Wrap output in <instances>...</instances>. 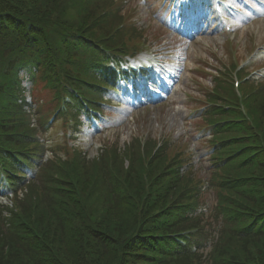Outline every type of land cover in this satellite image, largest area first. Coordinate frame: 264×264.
Masks as SVG:
<instances>
[{
	"label": "trees",
	"instance_id": "16d2710c",
	"mask_svg": "<svg viewBox=\"0 0 264 264\" xmlns=\"http://www.w3.org/2000/svg\"><path fill=\"white\" fill-rule=\"evenodd\" d=\"M121 7L0 0V177L11 188V204L0 202V264H264L263 84L242 86L249 120L221 81L218 92L231 101L205 113L218 144L215 233L196 207L200 181L165 146L148 160L153 142L144 159L135 139L93 158L74 149L62 163L41 162L46 131L31 126L26 96L47 90L48 114L79 123L115 59L140 47Z\"/></svg>",
	"mask_w": 264,
	"mask_h": 264
},
{
	"label": "rangeland",
	"instance_id": "374dc122",
	"mask_svg": "<svg viewBox=\"0 0 264 264\" xmlns=\"http://www.w3.org/2000/svg\"><path fill=\"white\" fill-rule=\"evenodd\" d=\"M121 2H124L125 5V9H123L125 15L129 14L127 22H132L142 30L143 38L147 40L153 52L155 49L161 50V47L164 48V46L171 50L172 60L165 66L173 70L176 63L177 67L174 73L179 77L170 87V92L164 93L165 98L148 106H141L136 110H130V107L125 103L122 106L117 105L111 108L102 107L103 114H105L104 119L99 115L96 116L103 122L96 125L92 119L85 120L77 138L72 139L71 142L74 146L86 151L89 156H96L102 150L103 145L108 142L123 147L135 137H140L141 141L142 138L162 140L163 137H167L170 139V145L180 148L183 151V156L189 158L184 170L190 167L196 176L207 183L211 174L208 156V144L211 140L204 133L205 129L201 128L203 120L198 116L201 111V99L205 88L211 87L213 84L211 71L216 67L223 66L224 63L228 64L230 47L237 56L238 62L243 64L245 59L249 60L250 58L251 47L254 46V52H256V47L262 46L260 40L264 39V17L253 19L247 23L245 29L243 28L244 31L240 29L236 32V38L240 41L237 45L226 44L227 41L224 38L235 42V36H228V34L225 36L221 34L196 36L194 39H190V42L181 43L184 40L167 31L154 15V12L158 11V7L161 6L160 0H121ZM152 58H154V54L143 53L134 61L135 64H139V61L145 63L151 61ZM257 63L261 67L254 66L253 68H256L254 72L264 76V57H259ZM162 70H164L163 67ZM105 95L108 94L105 93ZM50 97L51 94L47 90H41L39 86L33 88L31 101L36 106L32 104L31 109L35 107L34 111L37 109L40 111L39 114L32 115L31 126L39 127V123H41L43 128H48L43 139L47 140L48 147H55L57 143L65 140V134L62 121L51 119V116L55 114H48L47 106L41 104L42 101L50 99ZM49 115L51 116L46 119ZM48 156H50L49 152L46 153L45 158ZM6 191L9 189L3 188V186L2 189L0 188V201L3 204L7 203V199L2 195ZM214 200L212 188L204 187L201 194V205L206 207L201 213L208 230L216 225L213 210Z\"/></svg>",
	"mask_w": 264,
	"mask_h": 264
},
{
	"label": "snow or ice",
	"instance_id": "6c2138e0",
	"mask_svg": "<svg viewBox=\"0 0 264 264\" xmlns=\"http://www.w3.org/2000/svg\"><path fill=\"white\" fill-rule=\"evenodd\" d=\"M144 87H145V88H147V87H148V85H147V82H145V85H144Z\"/></svg>",
	"mask_w": 264,
	"mask_h": 264
}]
</instances>
